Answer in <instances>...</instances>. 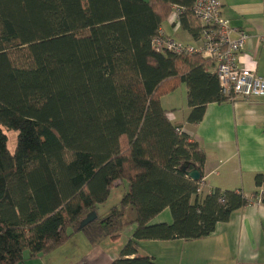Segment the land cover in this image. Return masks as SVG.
Masks as SVG:
<instances>
[{
	"label": "trees",
	"instance_id": "trees-1",
	"mask_svg": "<svg viewBox=\"0 0 264 264\" xmlns=\"http://www.w3.org/2000/svg\"><path fill=\"white\" fill-rule=\"evenodd\" d=\"M193 1L0 0V264L53 251L92 211L79 230L92 244L135 225L110 264H158L139 241L202 239L248 204L239 190L197 192L204 152L160 104L184 84L186 121L197 123L208 103L230 99L211 59L152 46L174 5L198 37ZM253 181L264 203V172ZM165 208L172 222H152Z\"/></svg>",
	"mask_w": 264,
	"mask_h": 264
},
{
	"label": "crops",
	"instance_id": "crops-1",
	"mask_svg": "<svg viewBox=\"0 0 264 264\" xmlns=\"http://www.w3.org/2000/svg\"><path fill=\"white\" fill-rule=\"evenodd\" d=\"M219 2L221 14L229 19L230 24L250 35L238 54L239 65L254 67L264 76V41L261 40L264 0ZM187 27L188 24L182 27L180 21H174L170 15L162 22L160 30L193 45L200 32L195 38ZM186 94V86L180 84L176 90L162 96L160 104L169 111L170 121L180 123L181 131L204 152L202 193L207 194L214 188L233 189L251 200L256 190L253 177L264 172V97L250 100L230 97L223 102L208 103L202 119L188 123ZM119 185L124 186V193L127 183L123 181ZM127 212L130 219L134 218L133 211L127 209ZM152 222L171 223L169 208L163 209ZM134 228L135 225L130 224L118 235L95 244L82 235L73 234L46 255L16 264H110L118 257ZM78 236H82L83 245L75 242ZM138 253L153 257L158 264H264V203L252 202L232 212L227 221L217 223L214 231L202 239L141 240Z\"/></svg>",
	"mask_w": 264,
	"mask_h": 264
},
{
	"label": "built area",
	"instance_id": "built-area-1",
	"mask_svg": "<svg viewBox=\"0 0 264 264\" xmlns=\"http://www.w3.org/2000/svg\"><path fill=\"white\" fill-rule=\"evenodd\" d=\"M219 0H194L192 13L201 28L198 41L191 45L165 34L160 29L152 41L156 51L175 54H199L203 58L214 62V71L219 82L221 92L231 98L250 100L264 97V76L257 73L254 67H242L238 63V54L242 52L250 35L230 24L229 19L220 11ZM171 18L179 21L182 7L173 6ZM264 41V33L261 36ZM204 185L203 178L199 182L197 192L201 193ZM263 193V192H259ZM248 200L260 203L261 196Z\"/></svg>",
	"mask_w": 264,
	"mask_h": 264
},
{
	"label": "rangeland",
	"instance_id": "rangeland-1",
	"mask_svg": "<svg viewBox=\"0 0 264 264\" xmlns=\"http://www.w3.org/2000/svg\"><path fill=\"white\" fill-rule=\"evenodd\" d=\"M15 136H16V133L13 132V131H9L7 133V137H8V148H9L10 151H13V148H14V145H15V138H16ZM123 187L124 186L119 185V186H114V187L111 188L110 195H109L108 200L106 201L105 204L99 206L98 212H99L100 215L104 214V212H108L109 209L111 208V206L119 201L121 195L123 194L122 193L123 192ZM126 226L127 227H124L123 229L130 227V225H126ZM122 231L123 230H121V232ZM74 235H82V236H84L86 238V236L84 235V233L81 232V231L75 232ZM82 236H78V238H77V240L75 242L80 243V244L83 245V243H82V239H83ZM46 254L47 253H44V254H41V255H46ZM63 255H65V254H63Z\"/></svg>",
	"mask_w": 264,
	"mask_h": 264
},
{
	"label": "water",
	"instance_id": "water-1",
	"mask_svg": "<svg viewBox=\"0 0 264 264\" xmlns=\"http://www.w3.org/2000/svg\"><path fill=\"white\" fill-rule=\"evenodd\" d=\"M187 176H189L192 180H199L200 179V173L197 169H193L191 171L187 172ZM96 218V212L92 211L88 213L79 223V226L77 227V230L79 231L81 228H83L85 225L89 224Z\"/></svg>",
	"mask_w": 264,
	"mask_h": 264
}]
</instances>
